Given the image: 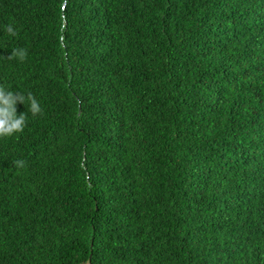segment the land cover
<instances>
[{
  "label": "trees",
  "instance_id": "1",
  "mask_svg": "<svg viewBox=\"0 0 264 264\" xmlns=\"http://www.w3.org/2000/svg\"><path fill=\"white\" fill-rule=\"evenodd\" d=\"M0 87V264H264V0H0Z\"/></svg>",
  "mask_w": 264,
  "mask_h": 264
},
{
  "label": "clouds",
  "instance_id": "2",
  "mask_svg": "<svg viewBox=\"0 0 264 264\" xmlns=\"http://www.w3.org/2000/svg\"><path fill=\"white\" fill-rule=\"evenodd\" d=\"M4 30L11 36L17 35L16 27L13 24L4 26ZM27 57V51L24 48L11 49V54L6 58L9 60L23 61ZM26 106L27 111L17 113V104ZM42 112L40 102L32 93H21L4 87H0V138H8L19 133H23L27 126L28 114L35 117ZM17 168H24L25 162L17 159L14 161Z\"/></svg>",
  "mask_w": 264,
  "mask_h": 264
}]
</instances>
